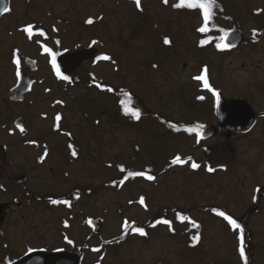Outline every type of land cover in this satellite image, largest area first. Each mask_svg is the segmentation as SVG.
Here are the masks:
<instances>
[{
    "label": "rangeland",
    "instance_id": "374dc122",
    "mask_svg": "<svg viewBox=\"0 0 264 264\" xmlns=\"http://www.w3.org/2000/svg\"><path fill=\"white\" fill-rule=\"evenodd\" d=\"M178 2L168 0V4L162 5L161 0H141L145 5L140 10L131 0L127 6L115 9L116 23L112 24L118 27L110 35L115 36V32L123 35L127 30V27L124 29V22L128 25L130 39L113 38L116 44L114 63L106 62L108 69L100 64L99 80L116 87H130L138 95L146 96L153 108L161 106V110L157 108L161 115L178 123L194 120L192 123L201 121L217 126L213 114L215 95L203 87L202 80L194 79L206 75L209 87L220 91L226 99L247 98L258 115L257 124L245 134L230 138L216 134L206 142L197 143L196 135L189 138L182 133L174 134L161 122L150 119L152 117L142 120L127 118V124H123V116L117 115L120 108L116 97L115 121L110 124L114 136L108 139L105 134L103 136L105 143L113 144L111 151L103 154L94 127L82 113L80 129L73 132L75 135L80 133L79 140L84 150L75 162V177L83 182V191L94 190L93 194L86 195L84 192L81 211L78 210L83 218L88 215L103 217L104 239L117 236L125 219L143 225L150 220L153 223L160 211H169L171 221V226L158 224L146 236H136L133 226H128L132 234L130 238L100 249L88 258V264H245L239 254V230L233 229L214 210L225 212L237 222L246 217V227L251 236V248L246 252L249 258L247 264H264V195L260 197L259 204L254 205L259 187L264 189V115H261L264 111V89L259 91L255 84L262 69L255 71L253 65L264 62V50L262 46L258 47L262 54L253 56L251 44L231 51L216 48L217 38L223 35L219 31L221 28L227 32L239 29L249 42V39H254L253 30L264 29L261 22L264 20V0H216L215 15L210 22L212 31L208 33L198 31L203 25L202 12L173 7ZM90 14L97 15V11ZM259 34L264 37V31ZM209 36L214 39L212 43L202 46L200 41L207 40ZM166 38L170 43L165 44ZM124 47L128 48L125 56L122 54ZM120 95L123 99L124 91ZM201 96L203 100L199 99ZM86 97L94 99L96 95L88 92ZM85 101L84 96L83 104ZM87 102L94 111L93 101ZM46 104L39 105L36 111L45 110ZM38 116L33 115L36 121L42 123L36 126L38 132L45 138L47 131L48 142L53 146L56 138L46 130L50 121L41 120ZM128 121L135 123L128 125ZM104 127L100 131L105 133ZM57 138L61 145L65 142L63 137ZM205 145L213 149L207 158L203 152ZM39 148L41 152L42 147ZM87 148L100 152L99 162L102 164L93 166V158ZM56 150L53 149L48 166L42 170L49 172L51 169L55 177L59 175V179H65L59 174L57 163L62 162L57 160L56 153L54 155ZM35 152L30 148L31 155ZM176 155L204 162L197 170L191 168L192 161L164 169L168 160ZM108 159L113 162V171L103 166ZM209 165L216 171L208 172ZM120 167L125 171L121 172ZM129 171H153L158 176L153 181L141 176L118 184ZM112 177L118 186L107 187L106 182ZM61 188L56 189L57 194L64 193L65 187ZM141 196L145 198L147 210L139 203ZM171 212L188 217V221L178 223V216ZM60 215L66 214L59 210L50 213L47 218H58ZM164 219H167L166 215ZM81 230L84 236L85 227Z\"/></svg>",
    "mask_w": 264,
    "mask_h": 264
},
{
    "label": "flooded vegetation",
    "instance_id": "af4514ba",
    "mask_svg": "<svg viewBox=\"0 0 264 264\" xmlns=\"http://www.w3.org/2000/svg\"><path fill=\"white\" fill-rule=\"evenodd\" d=\"M130 1L7 0L5 5L3 0H0V7L6 6L9 9L0 15V185L3 186L0 188V264H9V261L12 264H19L26 256L29 257L28 264L46 262L47 264H88V258L96 255L100 249L120 244L126 240L124 237L119 238L120 233L104 239V218L100 217L103 222L102 229L96 232L89 224V220L99 216L88 215L83 218L82 212L78 211H81L80 203L84 192L88 195L93 194L94 190L83 191V182L75 177V162L80 159L84 150L79 140L80 133L75 135L73 132L80 129L79 120H81V114L84 113L85 117L89 118L87 121L91 122L95 129L98 145L103 154L111 151L113 142L105 143L103 136L105 134L106 139L114 136V129L110 124H114L115 121L114 104L117 97L119 108H123L121 101L128 103L130 108L131 104L133 108H136L135 104H137V108L141 111V120L147 119L144 117H152L150 119L161 122L177 134L176 128L169 125L178 127L181 122L178 123L172 118L161 115L159 112L161 106L157 107L159 110L153 108L149 105L146 96L138 95L128 86L116 87L99 80L100 64L107 68L106 62L114 63L112 59L115 55L114 46L116 44L113 38L130 39L127 32L128 25L124 22H122L124 29L126 30L127 27V30L123 35L117 32L115 36L110 35L113 29L118 27L113 25L116 23L114 21L115 9L127 6ZM161 3L163 5V0ZM144 5L141 3V8ZM94 11H97V15L90 14ZM89 19L93 21L91 24L87 22ZM261 22L264 23V20ZM28 25L33 26L31 40L22 31ZM54 28L57 30L54 31ZM262 31L264 29L257 30V34ZM40 32L45 35L40 36ZM57 40L60 41L59 44H56ZM249 40L250 42L248 39H241L236 48L251 44L253 56L262 54L258 47L262 46L264 50L263 35H256L254 39ZM92 41H97V43L93 45ZM41 45L58 53L57 65L61 73L69 77L68 81L56 76L51 65V56L43 51ZM17 49L21 59L20 76L16 75V67L13 63V53ZM127 49L124 47L122 50L123 56L126 55ZM92 50L96 52L92 53ZM84 52L91 53L85 54ZM103 54L109 55L112 59L97 61L96 57ZM77 55L81 56L79 58L81 62L71 60L73 57L77 58ZM263 63L253 64L255 71L262 69L259 81L255 82L259 91L264 89ZM97 84L100 87H97ZM108 88L113 91L109 92ZM121 90L124 91V99L118 94ZM88 92H93L96 97L94 99L86 97ZM84 96L86 101L83 104ZM105 97L106 100H104ZM134 97L135 99L132 100L131 98ZM88 100L93 101L94 111L87 105ZM56 101L63 103L57 104ZM44 102L47 103L46 109L37 112L36 108ZM117 112L119 116L120 110ZM121 112L120 116L124 118L122 123L127 124L125 119L133 117L125 115L123 109ZM35 114H39L38 117L42 118L41 120L50 121L46 130H49V134L56 138L53 146L48 142L47 131L45 138L38 132L36 126L42 123L33 118ZM57 114L61 116L59 130L55 129ZM257 118L258 115H256L255 123ZM134 123L135 121H132L128 125ZM17 124L24 128L23 132L16 127ZM208 124L211 123H205L204 126ZM102 127L105 133L100 131ZM217 134L226 138L237 135L226 136L222 132ZM241 134L243 133L238 135ZM54 135L59 138L63 137L65 142L61 145ZM32 141L35 143H30ZM39 147H42L41 152ZM30 148L36 151L33 155L30 154ZM54 148L57 149L54 155L56 153L57 160L60 159L62 162L57 163L60 169L59 174H62L61 177L65 179H59V175L55 177L51 169L49 172L42 170L48 166ZM45 149L48 154L41 163L39 157L44 154ZM89 150L90 148H87L88 154L93 158V166L102 164L99 162L100 152ZM73 151L77 153L76 156L72 155ZM103 166L109 171L114 170L113 162L109 159ZM54 171L57 173L56 169ZM113 180V177L107 180V187L113 186ZM60 186L65 187L64 193L57 194L56 189L61 188ZM263 195L264 189L256 194L255 202L259 196ZM53 199L68 200L70 203L53 204L51 203ZM59 210H63L66 215L47 218L50 213ZM83 226L86 230L85 237L81 230ZM152 230L155 229L148 230L147 235Z\"/></svg>",
    "mask_w": 264,
    "mask_h": 264
},
{
    "label": "snow or ice",
    "instance_id": "6c2138e0",
    "mask_svg": "<svg viewBox=\"0 0 264 264\" xmlns=\"http://www.w3.org/2000/svg\"><path fill=\"white\" fill-rule=\"evenodd\" d=\"M7 0H3V3L6 5ZM136 6L138 9H141V0H135ZM164 4H168V0H163ZM217 6L216 0H179L178 3L174 4L173 7L177 8V9H182V8H186L189 10H196L199 9L202 12V19H203V25L201 27L198 28V31L201 33H208L210 31H212V28L209 26L210 22L213 20V17L215 15L213 9ZM9 11V9L6 6L0 7V15H2L3 13ZM89 24H91L93 21L91 19H89L87 21ZM32 25H28L25 28L22 29V31H24L27 34V37L29 40L32 39L33 36V32H32ZM213 27H215V25L213 24ZM54 31H56L57 29H53ZM220 32L223 33V35L219 36L217 39L219 41H221L222 43H217L216 44V48L218 50H226V49H230L231 47H234V45H231L229 43H223L224 41L227 40L229 33L227 31H225L224 29H219ZM40 36H44L45 34L43 32L39 33ZM253 37H255L257 35V30H253L252 32ZM213 37L209 36L207 40H201L200 44L206 45L208 43H210L212 41ZM165 44L170 43V41L166 38L165 39ZM60 41L57 40L56 44H59ZM97 43V41H92V44L95 45ZM41 47L43 48V51L48 53L51 56V65L52 68L55 70V74L58 78L68 81L69 77L67 75H63L60 71L59 66L57 65V61H56V57L58 55V53L53 52L52 49L48 48L45 45H41ZM19 50H14V59H13V63L16 67V75L20 76V65H21V59L18 55ZM112 58L107 55V54H103V55H99L96 57L97 61H110ZM153 67H155V65H153ZM204 73H207V67L204 68ZM194 79L197 80H202L204 87L208 88L209 91H213L210 87H209V83L208 80L206 78V75H201V76H197L194 77ZM97 87H100L99 84H97ZM109 92L113 91V89L108 88L107 89ZM214 95L217 96V102L219 101V96L217 93L213 92ZM127 95V94H125ZM200 100H203L204 97L201 96L199 97ZM130 102V101H129ZM57 104L63 103L62 101H56ZM121 104L123 106V110H124V114L125 115H130L131 117L135 118L136 120H139L141 117V111L138 108H130L128 103H125L124 101H121ZM56 120V125H55V129L59 130V121L61 120V116L59 114H57V116L55 117ZM170 127L176 128L177 131H179L180 129L176 126V125H169ZM17 128L20 129L21 132L24 131V128L17 124L16 125ZM202 125H197L195 127H190V128H186L185 131L189 132V133H193L195 132L197 135V143H199V140L201 138L200 136V129H202ZM30 143H35L34 141L30 142ZM47 150L45 149L44 154L39 157V161L41 163L44 162V159L47 156ZM73 156H76L77 153L75 151H73L72 153ZM189 161H192L191 163V168L193 170H197L201 167V165L199 163H196L192 157H187V159H182L180 155H176L171 161H170V166H175L177 164L183 165V164H187ZM223 167V166H221ZM208 172H215L216 168H213L212 166H207L206 169ZM120 171L124 172L125 169L123 167H120ZM144 176L147 180L149 181H153L156 179V177L154 175H147L145 176L144 172H128L127 175L124 177L123 180L120 181V184H123L125 180H127L129 177L135 178V177H141ZM3 186L0 185V188H2ZM51 203L53 204H69L70 202L68 200H55L53 199L51 201ZM129 203H132V201H129ZM139 203L141 205L145 206V210H147V206L145 205V198L143 196L140 197L139 199ZM216 211V214L218 216L223 217L228 224H230L232 226L233 229H238L239 230V241H240V248H239V254L241 256V258L244 259L245 264H247V257L245 256V248H244V236H243V228L242 226L230 215H226L225 212L223 211H218V210H214ZM181 219H188V217H180ZM158 224H165V225H169L171 226V221L167 220V219H158L155 221L154 224L151 225V227H155ZM124 231L125 234L128 233V221L125 220L124 221ZM132 231L134 233H138L140 236H146L147 232L145 231V229L143 227H133ZM123 238V237H122ZM69 243H71V241H69ZM98 250V249H97ZM29 251H31V249H29ZM9 264H12L11 261H9Z\"/></svg>",
    "mask_w": 264,
    "mask_h": 264
},
{
    "label": "water",
    "instance_id": "95a60500",
    "mask_svg": "<svg viewBox=\"0 0 264 264\" xmlns=\"http://www.w3.org/2000/svg\"><path fill=\"white\" fill-rule=\"evenodd\" d=\"M243 38V33L240 30H232L229 32V36L225 43L236 46ZM94 51L95 50H92L91 52L94 53ZM91 52L84 53L90 54ZM82 56H84V54H82ZM76 57L77 58L73 57L71 60L79 61V58H81L80 55ZM218 96L219 101L216 105V113L219 120V127L223 135L230 136L234 133L245 132L252 127L255 121V113L249 102L244 99L226 100L222 94H218ZM217 132L218 128L213 125H207L203 129L201 137L203 139H208ZM212 152L213 149L211 147H206V156H209ZM89 223L95 228L96 232H100L102 228V221L100 219L90 220ZM41 259H43V257ZM28 260L29 258H23L19 264H28ZM44 264H47V262Z\"/></svg>",
    "mask_w": 264,
    "mask_h": 264
},
{
    "label": "trees",
    "instance_id": "16d2710c",
    "mask_svg": "<svg viewBox=\"0 0 264 264\" xmlns=\"http://www.w3.org/2000/svg\"><path fill=\"white\" fill-rule=\"evenodd\" d=\"M209 26H211V25H209ZM195 126H196L195 124H186V123H182V122H181V123L178 125V128L180 129V131H182V130H185L186 128L195 127ZM186 133L188 134V136H190V135L193 134V133L196 134L195 132H193V133H189V132H187V131H186ZM146 174H151V171H147ZM169 213H170L169 211H167V212H162V211H160L158 214H156L155 219H153V223H151L152 220H150L151 222H149V223H147V224L136 225V226H138V227H143L144 229L150 228L151 225L154 224L156 220H158V219H164V215H166L167 220H169V216H168V215H170ZM171 213L175 214V216H178V220H179V221H180V220H183V219L180 218V217H184L183 215H181V214H179V213H176V212H171ZM239 221L241 222V224H242V226L245 228V230L248 231V230H247V227H245V224H246V221H247V220H246V217H244L242 220H239ZM122 237H124V236H121L120 238H122ZM246 245H247L246 252H249V248H251V247H250V244H249V242H248L247 240H246Z\"/></svg>",
    "mask_w": 264,
    "mask_h": 264
}]
</instances>
